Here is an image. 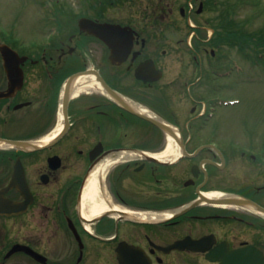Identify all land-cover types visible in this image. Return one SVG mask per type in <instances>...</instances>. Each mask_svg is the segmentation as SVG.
Wrapping results in <instances>:
<instances>
[{"label":"flooded vegetation","instance_id":"1","mask_svg":"<svg viewBox=\"0 0 264 264\" xmlns=\"http://www.w3.org/2000/svg\"><path fill=\"white\" fill-rule=\"evenodd\" d=\"M126 1V16L90 0L48 11L37 37L3 32L0 45L27 57L11 75L0 52V264H264V138L209 130L219 106L200 57L214 54L208 40L155 43L167 27ZM107 23L133 40L121 63L96 34ZM149 60L160 79L137 75Z\"/></svg>","mask_w":264,"mask_h":264},{"label":"rangeland","instance_id":"2","mask_svg":"<svg viewBox=\"0 0 264 264\" xmlns=\"http://www.w3.org/2000/svg\"><path fill=\"white\" fill-rule=\"evenodd\" d=\"M200 1L135 0L137 3L135 8L138 10L148 9L149 12L153 13L156 25L167 27L164 33L156 32L153 37L155 43L158 41H181L189 44L205 43V40L214 31L212 25L218 23L222 16V7L213 9L207 5L202 12L197 13L196 9L199 7ZM230 1L232 4H237V7L234 8L235 18L233 22L242 23L241 26H245L248 30L260 29L264 25V17L257 14L253 8L255 0ZM112 2V5H107L111 16L116 14L126 16L132 9L129 1L112 0ZM87 3L88 0H0V32H11L10 39H13L14 35L25 39L33 35L37 37V35H41V27L43 28L46 23L44 17L48 12L47 10L57 7L62 10H70V8L80 10L85 9ZM190 3L193 6V12L190 14V20H188L187 17L180 15L179 8L180 6L185 8L188 6L187 9L189 10ZM260 5L262 6L261 9H264V0ZM170 7H175V12L169 15ZM258 15L259 17H257ZM189 24L197 28L193 30ZM0 36L2 37V34ZM206 45L210 49L215 48V55L210 56L211 54L207 53L200 57L204 59L209 57L210 65H216V69L222 73L231 71V76L213 77V85L216 88L214 95L222 96L225 99L237 98L238 100V103L218 107L215 117L209 122L208 129L211 130L219 122V126L225 128L224 134L227 138H234L235 135L236 140H242L241 142L250 141L248 137L251 139L264 138V58L253 60L241 53L237 47L226 44L216 46L208 43ZM181 46L184 47L185 44ZM250 53L254 52L251 50ZM184 57L189 58L188 55ZM168 63V72L177 73L180 69L179 63L172 59ZM191 65L187 63V66L193 69L194 67ZM205 68L206 65L204 64L203 70L206 78L209 72ZM244 129H249L251 134L249 132L248 136L244 135ZM17 263L18 260H15L10 264Z\"/></svg>","mask_w":264,"mask_h":264},{"label":"trees","instance_id":"3","mask_svg":"<svg viewBox=\"0 0 264 264\" xmlns=\"http://www.w3.org/2000/svg\"><path fill=\"white\" fill-rule=\"evenodd\" d=\"M261 2L262 0H255L253 8L257 14L264 17ZM206 5L213 9L222 7V16L218 23L214 24L215 35L210 40L211 44L216 46L226 44L237 47L241 53L253 60L264 58V25L260 29L248 30L245 26H241L242 23L233 22L235 18L234 8L237 7V4H232L230 0H206ZM251 50L254 53L251 54Z\"/></svg>","mask_w":264,"mask_h":264},{"label":"water","instance_id":"4","mask_svg":"<svg viewBox=\"0 0 264 264\" xmlns=\"http://www.w3.org/2000/svg\"><path fill=\"white\" fill-rule=\"evenodd\" d=\"M86 21L87 19H82L81 25L83 26L85 24L84 22ZM103 27H104L103 31L97 32L96 34L101 36L105 40V42L110 46L112 50L111 58L115 61H118L119 63L123 62L128 56V54L125 52H129L132 48L131 44L133 41L132 38L130 39V34L126 31L125 28L121 27L120 25L105 24ZM1 51L6 61L5 65L7 67L9 74L14 75L18 72H20L19 74H22L21 70H15V69L19 68L20 61L23 60L24 58L21 57L18 54V52L15 51L13 48H11L9 45H2ZM144 67L150 68V70L148 69V71L152 74L150 80L158 79L160 77L161 72L156 69L152 60H149L140 66V68L137 70V75L139 77H142V75L144 74V71L141 69ZM147 118L153 121L154 123H156L157 125H159L160 127L172 132V129L167 123L158 121L152 117H147ZM26 248L32 254L37 255L36 252L30 247H26ZM251 264H256V263H251ZM259 264H263V260Z\"/></svg>","mask_w":264,"mask_h":264},{"label":"bare ground","instance_id":"5","mask_svg":"<svg viewBox=\"0 0 264 264\" xmlns=\"http://www.w3.org/2000/svg\"><path fill=\"white\" fill-rule=\"evenodd\" d=\"M147 114H149L148 111H146ZM172 145V144H171ZM174 157L178 156V153L177 152H174L173 154ZM91 195H98V189L96 187V176H94L92 178V181H91V184H90V188L87 190V192L85 193V200L86 201H89V196ZM215 194L214 193H209V197H213Z\"/></svg>","mask_w":264,"mask_h":264}]
</instances>
